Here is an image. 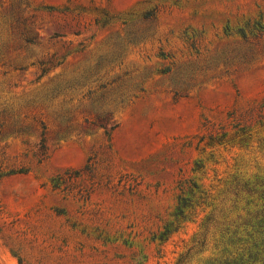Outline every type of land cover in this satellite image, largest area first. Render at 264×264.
Returning <instances> with one entry per match:
<instances>
[{"label": "rangeland", "instance_id": "rangeland-1", "mask_svg": "<svg viewBox=\"0 0 264 264\" xmlns=\"http://www.w3.org/2000/svg\"><path fill=\"white\" fill-rule=\"evenodd\" d=\"M0 264H264V0H0Z\"/></svg>", "mask_w": 264, "mask_h": 264}]
</instances>
